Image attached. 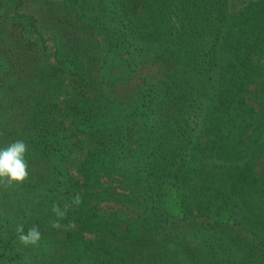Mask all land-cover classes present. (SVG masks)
I'll return each mask as SVG.
<instances>
[{"label": "trees", "instance_id": "obj_1", "mask_svg": "<svg viewBox=\"0 0 264 264\" xmlns=\"http://www.w3.org/2000/svg\"><path fill=\"white\" fill-rule=\"evenodd\" d=\"M16 140L0 264H264V0H0Z\"/></svg>", "mask_w": 264, "mask_h": 264}, {"label": "clouds", "instance_id": "obj_2", "mask_svg": "<svg viewBox=\"0 0 264 264\" xmlns=\"http://www.w3.org/2000/svg\"><path fill=\"white\" fill-rule=\"evenodd\" d=\"M26 152L27 145L23 140H16L6 147L0 148V185L9 187L13 183L21 184L28 178V164L25 159ZM72 203L77 206L81 203L79 194L73 198ZM69 207L71 206L66 204L62 210L58 204H54L52 211L59 219H62L66 216ZM59 219L53 221L52 227H61ZM15 232L21 244L25 246L38 245L41 240V232L35 225L30 227L27 234H25L24 225L18 224Z\"/></svg>", "mask_w": 264, "mask_h": 264}, {"label": "rangeland", "instance_id": "obj_3", "mask_svg": "<svg viewBox=\"0 0 264 264\" xmlns=\"http://www.w3.org/2000/svg\"><path fill=\"white\" fill-rule=\"evenodd\" d=\"M166 207L167 209L173 213L177 214L179 211V201L178 199L174 196V194H170L166 200Z\"/></svg>", "mask_w": 264, "mask_h": 264}]
</instances>
